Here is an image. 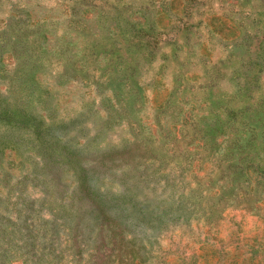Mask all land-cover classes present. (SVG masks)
Masks as SVG:
<instances>
[{"label": "rangeland", "instance_id": "obj_1", "mask_svg": "<svg viewBox=\"0 0 264 264\" xmlns=\"http://www.w3.org/2000/svg\"><path fill=\"white\" fill-rule=\"evenodd\" d=\"M0 264H264V0H0Z\"/></svg>", "mask_w": 264, "mask_h": 264}]
</instances>
